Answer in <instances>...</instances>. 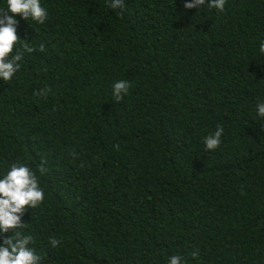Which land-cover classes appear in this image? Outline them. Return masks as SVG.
Listing matches in <instances>:
<instances>
[{
  "label": "trees",
  "instance_id": "obj_1",
  "mask_svg": "<svg viewBox=\"0 0 264 264\" xmlns=\"http://www.w3.org/2000/svg\"><path fill=\"white\" fill-rule=\"evenodd\" d=\"M40 2L44 23L16 15L35 51L0 78V178L37 175L16 231L41 264H264V0Z\"/></svg>",
  "mask_w": 264,
  "mask_h": 264
},
{
  "label": "clouds",
  "instance_id": "obj_2",
  "mask_svg": "<svg viewBox=\"0 0 264 264\" xmlns=\"http://www.w3.org/2000/svg\"><path fill=\"white\" fill-rule=\"evenodd\" d=\"M210 8L223 12L226 0H187L184 3L185 9L198 8L206 5ZM7 11H0V78L4 81H10L14 74L20 68V61L25 53L35 51L28 43L21 44V37L18 35V20L16 15L25 19L44 23L47 19V9L41 6L40 0H7ZM108 6L112 9H123L124 0H109ZM12 13L14 15H9ZM44 50V44L39 46ZM260 52L264 53V42L260 44ZM131 87L130 82L119 80L114 82L113 97L120 102L128 94ZM50 89L41 90L37 95H46ZM258 114L264 117V103L257 105ZM223 127L218 125L213 134L204 138L206 150H216L221 145V136ZM119 144L115 148L119 149ZM39 171L45 172L43 165ZM45 199L44 190L40 187L36 173L22 162L11 164L6 174L0 178V235L3 238V244L0 245V264H41L42 257L37 254L34 248L29 247L34 242L32 235H24L17 229L25 227L22 221L24 214L32 208L38 207ZM12 235H7L8 233ZM53 247H57L61 241L55 237L50 238ZM193 257L199 256L198 251L192 252ZM169 264H181V257L172 256Z\"/></svg>",
  "mask_w": 264,
  "mask_h": 264
}]
</instances>
